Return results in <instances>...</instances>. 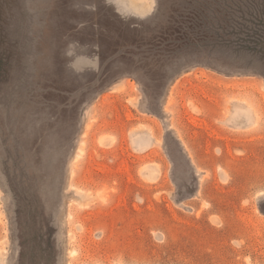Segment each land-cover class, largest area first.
<instances>
[{"label":"rangeland","instance_id":"rangeland-1","mask_svg":"<svg viewBox=\"0 0 264 264\" xmlns=\"http://www.w3.org/2000/svg\"><path fill=\"white\" fill-rule=\"evenodd\" d=\"M0 264H264V0H0Z\"/></svg>","mask_w":264,"mask_h":264}]
</instances>
